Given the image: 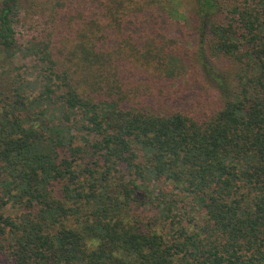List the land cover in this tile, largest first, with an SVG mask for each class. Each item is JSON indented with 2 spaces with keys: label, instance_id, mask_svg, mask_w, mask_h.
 I'll use <instances>...</instances> for the list:
<instances>
[{
  "label": "trees",
  "instance_id": "1",
  "mask_svg": "<svg viewBox=\"0 0 264 264\" xmlns=\"http://www.w3.org/2000/svg\"><path fill=\"white\" fill-rule=\"evenodd\" d=\"M0 58V264H264V0H0Z\"/></svg>",
  "mask_w": 264,
  "mask_h": 264
},
{
  "label": "rangeland",
  "instance_id": "2",
  "mask_svg": "<svg viewBox=\"0 0 264 264\" xmlns=\"http://www.w3.org/2000/svg\"><path fill=\"white\" fill-rule=\"evenodd\" d=\"M185 16H186V11H185L184 8L179 7V8L176 9V13H175V16H174V17H175V18H178L177 21H179V22H183ZM31 21H32L31 19L28 20L29 23H30ZM32 22H33V21H32ZM32 27L35 28V27H36V24H33ZM29 30H30V29H29L28 25H26V26H19V27H17V29H16L17 36H18L19 38H22L21 40H28V39H29V36L31 35L30 32L34 31L33 29L30 30V31H29ZM6 63H7V62L2 61L1 58H0V73H1L2 71L5 70L4 66L6 65ZM8 65L11 66V68H13V67H15V66L22 65V63L19 62V61H17V60H14L12 63L10 62ZM3 78H4V76H2V75L0 74V79H3Z\"/></svg>",
  "mask_w": 264,
  "mask_h": 264
}]
</instances>
